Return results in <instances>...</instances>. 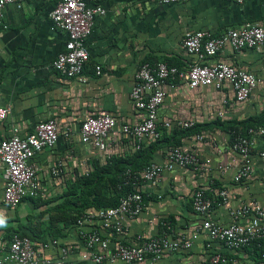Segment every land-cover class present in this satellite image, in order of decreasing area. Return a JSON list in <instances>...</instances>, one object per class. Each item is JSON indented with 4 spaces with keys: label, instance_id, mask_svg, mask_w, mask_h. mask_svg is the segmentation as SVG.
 Wrapping results in <instances>:
<instances>
[{
    "label": "crops",
    "instance_id": "0c3cea01",
    "mask_svg": "<svg viewBox=\"0 0 264 264\" xmlns=\"http://www.w3.org/2000/svg\"><path fill=\"white\" fill-rule=\"evenodd\" d=\"M60 0H32L21 8L8 5L4 9V27L0 29V106L9 109L6 120L0 121V143L18 129L26 136L40 122L53 119L59 130L71 129L69 139L61 137L52 148H46L32 160L37 169L38 196L24 199L15 209L4 202L5 165L0 161V258L7 253L14 231L46 230L49 214L41 215L63 201L79 175L87 173L95 162L104 164L116 158H131L139 149L133 136L125 134V125L145 120L144 111L130 98L136 85V73L142 63L165 62L179 70L198 62L207 65L225 63L238 70L254 73L259 82L248 100L239 102L233 86L225 82L192 89L186 82L169 80L163 87L164 102L158 113L162 134L178 127L180 122H193L199 134L184 137L183 151L197 155L199 168H175L160 176L158 186L143 184L145 208L136 218L122 216L124 230L109 237L98 221H85L82 226H57L58 238L42 241L32 236L35 249L42 258L59 260L62 249H68L67 264H95L82 260L88 253L81 230L98 228L109 239L111 247L119 243L134 245L137 236L160 237L168 233L172 240L192 239L188 250L166 253L158 261L148 258L139 264H211L219 253L229 264H254V248L234 251L200 231L205 220L221 226L238 223L249 225L253 217L235 219L233 213L244 206L258 203L264 208V141L256 139L253 149V172L241 182L234 181L242 157L233 149L232 134L218 128L216 122L244 121L264 114V45L235 50L226 46L215 57L202 60L189 54L182 45L188 33L207 31L213 36L247 25L264 27V0H188L178 4H160L159 0H101L107 14L98 16L93 32L86 41L90 62L84 71L86 82L59 75L54 61L64 51L67 35L55 27L49 15ZM100 68L102 74L97 75ZM107 115L116 121L107 148L100 150L81 142L80 128L90 116ZM170 124L165 128L164 124ZM200 136L201 138H199ZM156 140L145 138L142 147L150 148ZM171 150L158 149L154 163L166 165ZM63 164L59 176L52 174ZM204 190L213 199L227 191V202L215 204L212 211L200 215L194 211L193 197ZM40 230V231H39ZM57 240L58 245H50ZM46 245H49L46 247Z\"/></svg>",
    "mask_w": 264,
    "mask_h": 264
},
{
    "label": "built area",
    "instance_id": "2783aa9c",
    "mask_svg": "<svg viewBox=\"0 0 264 264\" xmlns=\"http://www.w3.org/2000/svg\"><path fill=\"white\" fill-rule=\"evenodd\" d=\"M29 1L32 0H0V29L4 27L3 13L8 5L21 8ZM100 1L60 0L51 11L49 15L51 21L67 35L64 51L53 63L54 70L59 75L76 78L82 82L87 81L84 71L90 61V53L86 48V41L93 32L96 18L107 14ZM186 1L188 0H159L163 5ZM232 1L241 5L246 0ZM182 45L189 54L200 60L217 56L226 46L235 50L259 49L264 45V27L247 25L241 30H231L219 36H213L207 31L188 33L182 40ZM101 74V69L98 68L97 75ZM171 79L186 82L192 89L207 86L219 89L225 82H229L239 102H245L259 82L254 73L238 70L225 63L207 65L195 62L184 70H179L165 62L154 65L142 63L136 73L137 83L131 90L130 98L136 108L144 111L145 120L137 125L123 127L124 133L133 136L138 142L137 149L141 148L145 138L158 140L162 135L160 128L163 125L159 122L158 113L165 98L163 87ZM8 114L9 109L0 106V121L6 120ZM179 126L182 129H190L194 127V123L180 122ZM115 127L116 121L107 115L90 116L84 120L80 128L81 142L105 150ZM164 127L171 126L167 123ZM71 136V129L62 133L57 122L49 119L38 123L32 133L26 136H21L18 129H14V134L0 143V161L5 165L4 202L7 206L15 209L24 199L38 196L37 169L32 160L44 149L54 147L61 137L69 139ZM258 138L264 141V127L250 128L247 135H239L233 142V149L243 159L234 181L241 182L252 174L253 149ZM260 155L264 159V152ZM201 164L202 161L197 155L175 148L169 154L168 164L152 163L144 168L142 176L144 182L155 188L164 172L173 171L175 168L197 169ZM62 168L63 164L58 163L52 169V174L59 176ZM219 195L220 198L217 200L208 196L204 190H197L193 197L194 211L203 216L208 215L215 204L227 202V191H222ZM144 208V196L141 193H132L124 196L117 207L88 212L77 221V224L82 226L85 221H98L101 229L112 237L124 230L120 220L122 216L136 218L142 214ZM233 216L239 220L246 217L253 218L249 225L234 223L230 226H221L205 220L200 231L206 232L209 238L222 242L226 248L234 251L264 241V208L258 203L244 206L234 212ZM199 234L200 232L192 239L181 240H172L168 233L160 237L139 235L134 245L119 243L112 248L109 239L104 237L98 228L81 230V238L89 251L82 256V260L92 261L95 264H139L148 258L158 261L166 253L190 249L194 240L199 238ZM50 245L57 246L58 241L53 240ZM61 253L62 257L59 260L42 258L29 237L15 234L7 253L0 258V264H67L68 249H62ZM229 262L230 259L219 253L211 258V264H229Z\"/></svg>",
    "mask_w": 264,
    "mask_h": 264
},
{
    "label": "trees",
    "instance_id": "16d2710c",
    "mask_svg": "<svg viewBox=\"0 0 264 264\" xmlns=\"http://www.w3.org/2000/svg\"><path fill=\"white\" fill-rule=\"evenodd\" d=\"M169 65L175 67L174 64ZM216 126L231 133L234 142L237 136L247 135L250 128L264 127V114L259 117H250L244 121L226 122L218 119ZM201 132L198 126L190 129L175 127L169 133L164 132L160 139L156 140L149 149L141 146L139 151L131 158L113 157L104 164H100L98 161L95 162L87 173L78 176L76 182L69 188V192L63 197L62 202L47 209L41 215L42 218L45 213L49 214L47 229H41L40 232L31 231L32 236L42 241H47L46 237L49 236H52L53 239L58 238L61 231L57 230V226L61 223L64 225H77V221L83 215L88 212L117 207L121 199L128 194L141 193L145 202L148 193L144 191L143 184L147 183L144 182L142 174L144 168L154 163L153 156L155 152L162 147H167L171 151L175 148H181V141L184 137ZM161 133H163L162 130ZM15 234L33 240L30 234L19 231H14L11 239ZM251 247L254 248V264H264V241L247 248Z\"/></svg>",
    "mask_w": 264,
    "mask_h": 264
}]
</instances>
